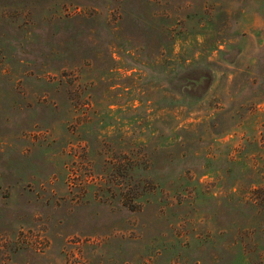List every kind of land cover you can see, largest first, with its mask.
<instances>
[{
    "label": "rangeland",
    "instance_id": "374dc122",
    "mask_svg": "<svg viewBox=\"0 0 264 264\" xmlns=\"http://www.w3.org/2000/svg\"><path fill=\"white\" fill-rule=\"evenodd\" d=\"M0 264H264V0H0Z\"/></svg>",
    "mask_w": 264,
    "mask_h": 264
}]
</instances>
